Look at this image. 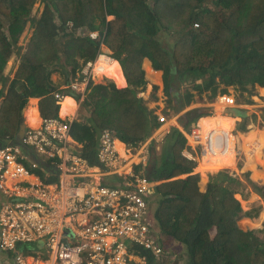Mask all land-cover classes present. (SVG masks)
<instances>
[{"label":"trees","instance_id":"16d2710c","mask_svg":"<svg viewBox=\"0 0 264 264\" xmlns=\"http://www.w3.org/2000/svg\"><path fill=\"white\" fill-rule=\"evenodd\" d=\"M36 1L0 0V146L14 139L21 110L29 98L26 119L31 123L26 121L27 125L38 123L36 97H42L38 102L42 118L57 117L59 106L52 93L59 85L51 81V75L59 72L67 85L70 74L79 73L85 62L95 58L100 44L115 60L103 76L117 88L109 80L105 84L89 83L82 100L74 92L59 90L79 104V113L70 126L71 138L81 142L79 154L91 166H98L97 136L102 131L114 133L127 147L135 148L158 128L156 116L137 96L146 89V79L159 80L156 71L161 72L172 114L188 107L194 95L209 94L212 100L218 94L226 95L227 88H235L252 97L254 86L264 89V0H39L40 12L32 11ZM109 16L113 19L107 20ZM27 24L21 49L18 43ZM79 29L97 31L98 39L77 36ZM164 37L172 44L171 50L161 45ZM18 50L21 61L8 82L2 72L12 52ZM144 58L151 67L144 62L141 68ZM219 102L226 104L223 99ZM202 109H190L178 117L182 130L188 131L205 115ZM225 110L215 107L214 114L224 116L228 113ZM238 115L242 119L238 130L244 131L249 118L243 111ZM262 115L264 120V111ZM220 120L205 118L200 127L206 133L211 129L226 131ZM243 140L244 153L254 160L247 168L264 181V154L259 152L264 147V134L249 133ZM184 148V137L177 128H171L146 169L145 175L152 182L171 179L163 183L171 186L165 193L160 186L155 187L156 194H163L155 215L159 233L184 246L188 257L184 264H264V221L261 229L246 232L238 226L243 218L253 222L264 208V184L251 181L247 172L241 173L240 180L222 171L209 175L204 187L206 177L197 172L210 169L200 166L213 168L211 171L229 168L235 163V151L230 147L228 156L215 158L216 167L208 162L214 157L203 158L192 172L194 163L181 155ZM26 163L24 160L31 172ZM55 163L47 161L53 178L44 179L40 171L35 175L42 182H56ZM178 176L186 179L174 180ZM235 194L243 198L254 194L262 205L242 212L233 199ZM212 227L217 230L215 238L210 237ZM21 252H26L24 245L1 251L0 263L15 262ZM144 254L153 264L150 254Z\"/></svg>","mask_w":264,"mask_h":264},{"label":"built area","instance_id":"2783aa9c","mask_svg":"<svg viewBox=\"0 0 264 264\" xmlns=\"http://www.w3.org/2000/svg\"><path fill=\"white\" fill-rule=\"evenodd\" d=\"M89 36L95 38V34ZM93 69L94 63L87 62L82 72L84 85L93 75ZM77 88V84L71 85V89ZM54 97L61 98L57 93ZM220 99L226 102V109L234 106L232 98L222 96ZM171 118L157 120L161 125L171 122L170 128L174 123V117ZM38 122V127L26 129L23 143L36 156L57 162L58 181L27 183L19 180L29 176L21 163L19 147L0 146V183L10 198L0 208V248L13 249L20 243L43 242L38 248H42L38 257L17 256L15 264H130L127 246L130 243L142 244L159 254L160 249L148 237L152 227L146 218L147 200L152 194L150 183L133 171L135 165L146 160L145 144L120 155L113 134L101 132L97 158L102 166L108 167L104 179L115 174L128 177L121 184L120 177L104 183L98 171L69 148L70 123L58 118H40ZM199 132L197 125L190 133L192 147L200 146L202 154L214 158L228 156L231 143L226 131L211 129L204 141ZM155 133L149 142H159L169 132L156 136ZM183 156L194 160L188 152H183ZM8 178L14 182L15 189L25 183L29 187L28 194L21 197L15 195V191L9 193L5 187Z\"/></svg>","mask_w":264,"mask_h":264},{"label":"rangeland","instance_id":"374dc122","mask_svg":"<svg viewBox=\"0 0 264 264\" xmlns=\"http://www.w3.org/2000/svg\"><path fill=\"white\" fill-rule=\"evenodd\" d=\"M38 0L36 1V4L33 7V10L38 8ZM36 11L39 12L38 9H36ZM2 22V20L0 19V23ZM3 23V22H2ZM26 34V33H25ZM23 34L20 39H19V43L18 46L19 48L22 49V47H24V43H23V38L24 35ZM170 48H172V44H170ZM170 48H166V49H170ZM18 61V56H13V58L10 61L6 62V67L4 68V71L2 72V78H6L8 80V82L13 78V71H15V67H16V63ZM97 69V68H96ZM101 71L97 72V78H94V85L96 84H105V80H100V78L102 77V75H100ZM160 76H159V80H157V82H152L151 80H147V88L144 90L143 93H138V97L142 98L145 104V107L147 108V110L152 111V113L156 116V118L159 117H166L168 119L169 114L172 112H170V107H171V103H169L168 97H166L164 95V92L162 90V78H161V72H159ZM77 75V74H76ZM76 75H71V80H73V82H75V77ZM69 77V76H68ZM52 81L59 85V88H63L64 84H63V78L59 75V74H54L51 76ZM70 81V80H68ZM8 82H6L5 84H8ZM159 83V85L157 84ZM153 86L157 87V90L153 91ZM6 87V86H5ZM4 87V89H5ZM84 85L80 86L79 89L73 91L75 94H80L84 91ZM0 89H1V85H0ZM59 90V89H58ZM86 92V89H85ZM152 94H154V99L152 98ZM209 94H203L201 97L195 96V98L193 97L190 103L189 108L187 109H196V108H203L204 109H208L205 111H202L203 114H205L204 116H210L214 114V110H215V105L216 104H220L219 103V98L216 97V99L214 100V98L211 100L208 97ZM227 95H229V97H233V99H235V109L238 110H244L247 111V117L249 118L246 126H245V132H240L236 133V136L233 138L235 139V153L236 152H240L239 153V157H237V159L235 158V163L233 166L229 167L230 169L232 167H234V169H236V165H238L239 163V167H242L243 169L241 170V172H248L249 174V178L253 181H257V184H262L264 181H262V179L257 178L256 177V173H254V171H250L247 167L250 166L252 163H254L253 159H250L248 156H246V154L243 151V137L246 134L249 133H262L264 134V120L262 119V112L264 111V89L261 90L260 87L258 86H254L253 89V96L252 97H248L245 93H240L239 90L235 89V88H227ZM81 99V96H80ZM250 101L251 104H246V102ZM65 103L66 106L68 108H70L72 110V114L74 112L75 109H77V114L79 113V109L76 108L77 106L74 104V102L72 100L69 101V98H65ZM214 105V106H213ZM222 105V104H221ZM225 105V104H224ZM26 106H29V103H27ZM25 106V107H26ZM64 110V108L62 107V111ZM236 112V111H235ZM60 114V113H59ZM61 115V114H60ZM233 115V114H232ZM237 115V112L236 114ZM32 116V114L30 115V117ZM171 116V115H170ZM169 116V117H170ZM203 116V117H204ZM225 116L227 117V115L225 114ZM64 117V116H61ZM77 117V115H76ZM24 118L25 121H27L26 119V110L24 112ZM171 119V118H170ZM201 119V118H200ZM236 120H233V124L230 126L229 132L234 130L233 135L235 134L237 126L239 124H241V120L239 118H235ZM227 120V119H226ZM226 120L221 118V122L224 123V125L226 126L227 122ZM228 121V120H227ZM30 122V121H29ZM159 122V121H158ZM31 123V122H30ZM160 125V124H159ZM169 126V123L164 124L162 127H164V129ZM161 127V128H162ZM227 127V126H226ZM227 129V128H226ZM171 131V128H168V132ZM155 131L154 129L151 131V133L149 134V136L146 138V140H144L143 142H141L140 145H144L145 144V148L143 150V153L146 154L145 152H147L148 148H152L154 149L155 153L156 152H160L159 150L161 149V147L165 144V139L167 138L169 134L165 135V137H163L158 143H155L153 141V143L149 142V138H151L154 135ZM229 137V136H228ZM257 139V138H256ZM139 145V146H140ZM141 147V146H140ZM259 152H261V155H263L264 153V147L261 148V150H259ZM158 156H160L161 154L158 153ZM234 159V158H233ZM217 161L214 162V166L217 165L216 164ZM27 167H29V164L26 163L25 164ZM201 168V167H200ZM238 168V166H237ZM258 170H260V167L257 166ZM209 169V168H208ZM217 169V168H216ZM218 169H222V168H218ZM214 169H210V170H206L204 172H200L201 175L205 176V172L209 173V172H214L211 171ZM219 170V171H220ZM228 171V170H227ZM240 171V169H239ZM222 172V171H220ZM218 173V172H214L213 174ZM261 173V172H259ZM212 175V174H211ZM199 177V176H198ZM179 178H184V177H179ZM157 183H155L154 185H156ZM206 187V186H205ZM234 199H236L237 201H239V205H240V209L242 212H246L248 210H250L251 208H256L257 206L262 205L261 201L255 197L253 194H249L246 198L243 197H239V196H234ZM156 207H157V198L156 197H151L148 200V204H147V220L150 221V224L152 225V230H154L155 232L158 231L157 225L155 226V220H154V215H155V211H156ZM264 221V208L260 210L258 217L253 221V222H248L245 221V219H241L238 223L239 228H241L243 230V232H246V230H250V229H261L262 228V223ZM241 225V226H240ZM212 235L215 234L214 230L211 233ZM161 247L162 250L164 252V254L162 256L159 257L158 263L159 264H177L178 261L181 259H184V261H187V256H186V250L184 248V246H182L180 243H178L177 241L173 240V239H169V238H163V240L161 241ZM176 247V248H174ZM144 254V252H143ZM145 255V254H144ZM3 256L2 253H0V257ZM6 264H12L9 262H5Z\"/></svg>","mask_w":264,"mask_h":264},{"label":"clouds","instance_id":"9594fccd","mask_svg":"<svg viewBox=\"0 0 264 264\" xmlns=\"http://www.w3.org/2000/svg\"><path fill=\"white\" fill-rule=\"evenodd\" d=\"M69 26H71V24H69ZM26 33V32H25ZM89 34H95V38H91L90 36H89ZM76 35L77 36H82V37H88V38H90L91 40H97L98 39V32L97 31H87V30H85V31H77L76 32ZM25 36V35H24ZM60 43V40L58 41V44ZM105 46L103 45V44H100V50H99V52H98V54L95 56V58L93 59V60H89V61H87V62H93L94 64H95V62L100 58L99 56L100 55H103V56H105V57H107V58H109V59H112L110 56H109V53H110V51H107L108 50V48L106 47V48H104ZM106 49V50H105ZM99 57V58H98ZM112 60H114V59H112ZM115 61V60H114ZM87 62H85V64L83 65V68L81 69V71L78 73H75V75H76V77H75V82H73V80H71L72 78H71V76H69L68 78V80H70V81H68L69 83L67 84V85H64V87L63 88H58L59 90H64V91H68V92H73V91H75L74 89H71V85L72 84H77L78 85V88L77 89H79L80 88V86H82V85H84L83 84V82H82V78H83V74H82V72H83V70L85 69V65H86V63ZM119 65V64H118ZM16 68H17V66H16ZM16 68H15V70H16ZM142 68V67H141ZM15 72V71H14ZM14 72H13V75H14ZM54 74H59L60 75V73L59 72H57V71H54V73L52 74V75H54ZM51 75V76H52ZM122 75H123V73H122ZM61 76V75H60ZM124 77V76H123ZM51 78V77H50ZM103 80H105V81H107V80H109L110 82H112L113 84H114V82L111 80V79H109V78H107V77H105V76H103V77H101ZM124 80H125V78H124ZM51 81H52V79H51ZM53 82V81H52ZM126 82V81H125ZM54 83V82H53ZM89 83H94V77H93V75H91V78H89V80H88V82L84 85L85 87H84V91L82 92V93H80L79 95L81 96V100L83 99V96H84V94L86 93L85 92V89H86V91H87V86H88V84ZM55 84V83H54ZM114 86H115V84H114ZM162 86H163V84H162ZM116 87V86H115ZM126 87V86H125ZM125 87H123V88H125ZM117 88V87H116ZM147 88V87H146ZM56 90V91H54L53 93H52V95H53V98H54V100L56 101V104L59 106V108H60V102L62 101V99L64 98V97H67V96H64L63 94H61L60 92H59V90ZM76 89V90H77ZM118 89H122V88H118ZM163 90V89H162ZM59 94L60 96H61V98L60 99H56L55 97H54V95L55 94ZM195 96H197V95H195ZM222 96H226V97H229V95H220V94H218L216 97H218L219 99L222 97ZM216 97L214 98V100L216 99ZM71 98V97H70ZM230 98H232L233 99V97H230ZM74 100V99H73ZM234 100V104H235V99H233ZM74 102H75V100H74ZM76 103V102H75ZM76 105H77V108L79 107V104H77L76 103ZM235 107V105L233 106V107H231V108H228V109H226L225 110V112H231V110H235L236 112H237V115L236 116H234V115H232V112L231 113H229L228 115L229 116H232V117H235V118H239L240 120H242L240 117H239V115H238V112L240 111V110H238V109H235L234 108ZM234 108V109H233ZM188 110H190V109H187V110H183L181 113H176V114H169V116H168V119H170L171 117H174V125L172 126V127H176L177 129H178V131L182 134V136L184 137V139H185V141H186V143L187 144H190V142H189V136H190V133H191V131H192V129L193 128H195L197 125H199V120H200V118H203V116H201V117H199L194 123H192L191 124V126H190V128H189V130L188 131H184V130H182V128L178 125V122H177V119H178V117L181 115V114H183L184 112H186V111H188ZM205 110H208V109H205ZM241 111H243V112H245V114L247 115V111H244V110H241ZM77 115V114H76ZM208 116V115H207ZM204 117H206V116H204ZM37 118H42L41 116H39L38 115V117ZM53 118H58V119H63L64 121H66L67 123H70V126H71V123L73 122V120L76 118V116H75V118L73 117V118H70V116H65V117H61L60 115H58V113H57V117H53ZM38 119V120H39ZM172 119V118H171ZM20 120H21V118H20ZM159 123V122H158ZM160 125L158 126V128L161 126V123H159ZM29 128V127H28ZM31 128V127H30ZM157 128V129H158ZM171 128V127H170ZM157 129H154V131H156ZM25 131H26V128H25ZM104 131H107V130H104ZM236 131H239L238 130V126H237V129H236ZM103 132V131H102ZM108 132H110V131H108ZM171 131H169V133H170ZM233 132H234V130H232V131H230V135L231 136H236V133H239V132H235V134L233 135ZM243 132H245V130L243 131ZM111 134H113V137H114V141H115V145H117V144H121V145H124V147L126 148L125 150H127V149H132V148H130V147H127L125 144H123L122 142H120L117 138H116V136H115V134L114 133H112V132H110ZM168 133V134H169ZM71 135V132L69 133V136ZM24 137V136H23ZM98 137L99 136H97V140H98ZM152 143H153V141H151ZM150 142V143H151ZM22 144H24L23 143V139H22ZM98 144V143H97ZM141 143H139L138 145H140ZM7 145V144H6ZM25 145V144H24ZM137 145V146H138ZM28 149H30L31 151H32V149L30 148V147H28L27 145H25ZM70 146V145H69ZM195 147V149L194 150H191V151H188V150H183L182 151V154H183V152H188V153H190L191 154V156L192 157H196V156H198L199 158H200V156L202 155V153H201V148H200V146H194ZM70 149H71V146L69 147ZM79 148H81V146L79 147ZM19 149H20V152H21V150L23 149V150H25L26 151V154L24 155V157H23V159H25V160H28L30 163H32L29 159H28V153H27V150L26 149H24V148H22V147H19ZM72 150V149H71ZM234 150H235V148H234ZM98 151H99V144H98V147H97V154H96V158H97V155H98ZM74 152V151H73ZM32 153L35 155V153L32 151ZM74 153H76V155H79L80 156V154L79 153H81L80 152V150H76V152H74ZM146 153V152H145ZM239 153L240 152H236V159H237V157H239ZM143 156H146V154H144L143 153ZM183 156V155H182ZM35 157L36 158H38V159H40L42 162H46L47 163V161L45 160V159H43L42 157H39V156H36L35 155ZM81 157V156H80ZM184 157V156H183ZM82 158V157H81ZM185 158V157H184ZM84 159V158H83ZM185 159H187V158H185ZM85 160V159H84ZM188 160V159H187ZM86 161V160H85ZM189 161H192L193 163H195V160H189ZM87 162V161H86ZM97 162H98V166H91L90 164H88V166L90 167V168H92V169H94V170H97L98 171V173H99V176H101V177H105L106 176V174H107V172L109 171L107 168L108 167H105V166H102L101 165V163L99 162V160H98V158H97ZM145 162H146V160H145ZM88 163V162H87ZM32 164H34V163H32ZM140 164H142V161L140 162ZM240 164V163H239ZM239 164L238 165H236V169H229V168H227V167H223L221 170L220 169H218V170H216V171H214V172H220V171H225L226 173H228V175L230 176V177H233V178H239L240 180H241V170H242V167H241V169H240V171H239ZM23 165V164H22ZM35 166H36V164H34ZM241 165V164H240ZM24 166V165H23ZM136 166H138V165H135L134 167H133V171H134V168L136 167ZM237 166H238V168H237ZM25 167V166H24ZM55 169H56V175H57V181H58V170H57V165H56V167H55ZM26 170H28V169H26ZM220 170V171H219ZM228 170V171H227ZM29 172V171H28ZM135 172V171H134ZM214 172H210L207 176H209V175H213V173ZM244 172V171H243ZM52 173V172H51ZM135 173H140L139 171H137V172H135ZM248 173V172H247ZM31 173L29 172V175H30ZM140 174H142V176H144V178H146L147 180H148V182L150 183V187H151V191L153 192L154 190H155V187L157 186V184L156 185H154L155 183H158V182H160V181H156V182H152V181H150L149 180V178L145 175V174H143L142 172L140 173ZM216 174V173H215ZM179 177H181V176H178L177 178H179ZM102 178V179H103ZM106 178H109V177H106ZM101 179V180H102ZM250 179V178H249ZM100 180V181H101ZM251 180V179H250ZM56 181V182H57ZM163 181V180H162ZM251 181H253V180H251ZM104 183L105 182H111L109 179H107V181H103ZM253 182H257V181H253ZM42 183H46V182H42ZM54 183V182H53ZM262 184H264V182L262 183ZM8 189V188H7ZM6 189L5 188H3L2 187V184L0 183V198L2 199V196H7V194L6 193H4V191H5ZM152 195V194H151ZM239 196V197H241L239 194H235L234 196ZM254 195V194H253ZM234 196H233V199H234ZM255 196V195H254ZM255 197H257V196H255ZM149 198H151V197H149ZM149 198H148V200H149ZM258 198V197H257ZM259 199V198H258ZM148 200H147V204H148ZM260 200V199H259ZM7 201V200H6ZM234 201H236L237 203H238V205H239V201L240 200H236V199H234ZM261 201V200H260ZM239 207H240V205H239ZM0 208H1V204H0ZM146 217H147V209H146ZM149 221V220H148ZM150 222V221H149ZM158 228V227H157ZM213 230H214V232H215V234L214 235H212L211 233L213 232ZM211 233H210V237L211 238H215L216 237V235H217V230H216V227H212V230H211ZM159 235V231H157V232H155L154 230H152V227L150 228V230L148 231V237H149V239L154 243V245H156L159 249H160V253L159 254H155L154 252H153V250H151V249H147V248H145L142 244H137V243H130V244H127V246H128V248L130 249V255H131V262H130V264H152V263H150L148 260H147V258L145 257V255L143 254V255H141L140 253H139V251H141L142 253L143 252H147V253H149L150 254V256H151V258H152V260L154 261V263L153 264H159L158 263V260H159V257L160 256H162L163 254H164V252H163V250H162V247H161V242H159L155 237L156 236H158ZM32 244H35V243H30V245H32ZM37 244H39L40 246H42L43 245V242L41 241V242H39V243H37ZM17 245H24L23 243H20V244H17ZM17 245H15L14 246V248L13 249H2V248H0L2 251H4V252H7V251H13L14 249H15V247L17 246ZM17 256H23V257H25V256H28L27 255V253L26 252H21V253H19ZM17 256H16V258H17ZM16 258H15V263H16ZM188 259V258H187ZM182 262H184V259H183V261Z\"/></svg>","mask_w":264,"mask_h":264},{"label":"crops","instance_id":"0c3cea01","mask_svg":"<svg viewBox=\"0 0 264 264\" xmlns=\"http://www.w3.org/2000/svg\"><path fill=\"white\" fill-rule=\"evenodd\" d=\"M38 8H36V9H38L39 10V12L41 11V9H42V4L40 3V1L38 0ZM36 4V3H35ZM34 4V5H35ZM36 9H34V10H32V11H36ZM82 15H84L85 16V13L84 12H82ZM111 19H113V17H111V16H109V17H107V20H111ZM81 19H76V21H80ZM27 28H28V24L26 25V28H25V30H24V32L22 33V35L23 34H25V32H26V30H27ZM84 29H79V31H83ZM21 35V36H22ZM59 41V39L57 40V42ZM160 43H161V45L166 49V48H169L170 47V41L166 38V37H164V38H161V40H160ZM104 48H106V47H104ZM17 50V49H16ZM167 50H171V49H167ZM107 51H110L109 49L107 50ZM20 52V50H18V51H13L12 52V54H11V56L9 57V59L7 60V61H10L12 58H13V56H18V61H17V63H16V66H18V63L21 61V53H19ZM144 62H148V64H149V66L151 67V64H150V61H149V59L148 58H144L143 60H142V63H141V67H142V65H143V63ZM98 65V64H97ZM6 67V63H5V66H4V68ZM16 68V67H15ZM143 69V68H142ZM3 71H4V69H3ZM14 72V71H13ZM156 72H160V71H156ZM13 74V73H12ZM160 74V73H159ZM144 75H145V72H144ZM100 80H103L102 78H100ZM156 83V82H155ZM158 84V83H157ZM124 85L126 86V82H124ZM123 88V87H122ZM162 89H163V86H162ZM194 93V92H193ZM42 97H36V98H34L35 99V108H37V111H38V114H39V110H38V102H39V100L41 99ZM65 98V97H64ZM194 98H195V95H194ZM30 99H32V97L31 98H29L28 99V101H27V103H29V100ZM30 104V103H29ZM75 105H76V103H75ZM77 106V105H76ZM189 106H190V104L188 105V107H186V108H184V110H187V108H189ZM29 106H26V107H24L22 110H21V113H20V118H21V114L24 116V112H25V110L28 108ZM77 108V107H76ZM171 108V110L173 109V107L171 106L170 107ZM77 110V109H76ZM60 111V108L58 109V115H60L59 112ZM173 111V110H172ZM202 111H204L203 109H202ZM76 114H77V111H75V113L72 115V116H70V118H75V116H76ZM39 116H40V114H39ZM48 118H53V117H48ZM166 118V117H165ZM39 119V118H38ZM167 119V118H166ZM39 121V120H38ZM20 123V122H19ZM24 123H25V125H26V129L28 128V127H31V128H35V127H38V123L37 124H34V125H31L30 124V126H28L27 124H26V121H25V118H24ZM175 123V122H174ZM174 123H173V125H174ZM172 125V126H173ZM240 125V124H239ZM159 126V125H158ZM18 127H19V124H18ZM18 127H17V130H16V133H17V131H18ZM160 128V127H159ZM158 128V129H159ZM171 128H176V127H171ZM157 129V130H158ZM168 130V128L165 130V131H167ZM164 131V132H165ZM237 132H239V134H240V132H243V131H237ZM16 133H15V135H16ZM244 133V132H243ZM70 137H72V135H70L69 137H68V139L70 138ZM14 138H15V136H14ZM164 139V138H163ZM14 140V139H13ZM13 140L12 141H9V142H6V144L7 145H9V146H14V147H18V146H16L15 145V143H13V145H10L12 142H13ZM156 143H158V142H156ZM70 146H71V149H72V151H74V152H76V150L78 149V150H80L81 151V148H79L80 146H81V142H78V141H76V140H72V143H70L69 144ZM115 147H116V149H117V151L119 152V154L120 155H122V153L125 151V147H124V145H121L120 143H119V145L117 144V145H115ZM120 147V148H119ZM195 149V147L193 146H191L190 144H187L186 143V148H184L183 150L185 151V150H188V151H191V150H194ZM125 153V152H124ZM26 154V151L25 150H21V155H22V157H24V155ZM154 154V149H152L151 147L150 148H148V150H147V152H146V162H142V164H138V171L141 173H143V174H145L146 173V169L149 167V161H150V158H151V156ZM181 155H183L182 153H181ZM199 159V157L198 156H196L195 158H194V160H195V163H194V169H193V171L192 172H195V168L197 167V164H198V160ZM25 159H22L21 160V163L23 164V161H24ZM25 161H27L29 164H30V167L32 168V171L30 172L31 174L29 175V176H27L26 178H24V177H22V178H20L19 180H26L27 181V183H37V182H42L40 179H39V177L37 176V175H35V171H40L42 174H43V176H44V179H46V178H53L52 176H53V174L54 173H51L50 172V169H49V166H48V164L46 163V162H44L46 165L44 166V165H40V164H36V166L35 167H32V163H30L28 160H25ZM24 165V164H23ZM29 167V168H30ZM48 167V168H47ZM201 167V166H200ZM30 168V169H31ZM202 169H208V168H204V167H201ZM35 169V170H34ZM209 169H213V168H209ZM29 171V170H28ZM191 172V173H192ZM210 173V172H209ZM209 173H207V172H205V175H206V182H205V186H206V184H207V178H208V174ZM116 175V174H115ZM111 175L108 179L111 181V182H114L116 179H118L119 177H120V175ZM187 176V175H186ZM186 176H184V178H174V180H183V179H186ZM199 176V175H198ZM197 176V177H198ZM182 177V176H181ZM128 177H124V176H122V177H120L119 178V182H120V184L121 183H123L124 182V180H126ZM96 179H97V177H96ZM168 180H171V179H168ZM168 180H163V181H160V182H158L157 183V186H160V190H162L164 193L168 190V189H170L171 188V186H170V184H168L167 185V187H165L164 186V182L165 181H168ZM173 180V179H172ZM13 181H15V182H17L18 180H13ZM102 181H107V179L105 178H103L102 179ZM204 186V187H205ZM5 187L6 188H8V190H9V193H12L13 191H15V195H17V194H20V196L22 197V196H24V195H26V194H28V189H29V187H27V185L24 183V184H20V187L18 188V189H15L14 188V182H12L11 181V179L10 178H8V180L6 181V184H5ZM25 187V188H24ZM160 195H158V194H156L155 193V190L152 192V195L150 196V197H156L157 198V207H156V210L159 208V203L160 202H162V200H163V198L161 197V196H163V194H161V193H159ZM13 197H14V195H12ZM9 196H8V194H7V196H2V201H1V206L6 202V200H8V199H10V198H8ZM155 215H156V211H155ZM155 215H154V220H155V226L157 225L156 224V217H155ZM158 227V226H157ZM159 242H161L162 240H163V238H164V236L162 235V234H160L159 233V235L158 236H156L155 237ZM167 238H169V237H167ZM169 239H171V238H169ZM40 247V245L39 244H32V245H30V244H24V248H25V250H26V253H27V255L28 256H34V257H38L39 255H40V253H41V250H42V248H40V249H38ZM174 248H176V247H174ZM1 250V249H0ZM2 251V250H1ZM1 251H0V253H1ZM3 258V257H2ZM5 260V259H4ZM183 261V259L181 260H179L178 261V263L177 264H184V262H182ZM186 261V260H185ZM5 262H7V261H5ZM5 262H2V263H0V264H6ZM9 263H12V264H15V262H13V261H11V262H9Z\"/></svg>","mask_w":264,"mask_h":264},{"label":"bare ground","instance_id":"6f19581e","mask_svg":"<svg viewBox=\"0 0 264 264\" xmlns=\"http://www.w3.org/2000/svg\"><path fill=\"white\" fill-rule=\"evenodd\" d=\"M98 64V65H97ZM112 64H114V60H112V59H109V58H107V57H105V56H101L96 62H95V64H94V69H93V77L95 78L96 76H95V74H97V72L98 71H101L100 72V75H102V77H103V72H104V70L105 69H107L108 67H110ZM97 68V69H96ZM262 89V88H261ZM263 90V89H262ZM65 98H69V101L70 100H72L73 102H74V100L72 99V98H70V97H65ZM65 98H63L62 99V101L60 102V108H61V110H60V116H72L74 113H75V111H76V109L74 110V112H73V114H72V110L70 109V108H68L67 106H66V103H65ZM220 103V102H219ZM74 104H75V102H74ZM222 103H220V104H216L215 105V107H226V104L225 105H221ZM214 106V105H213ZM62 107L64 108V110L62 111ZM229 113H231L230 111L228 112V113H226V115H227V117L224 115V116H219V115H215V114H213V115H210V116H206V117H203V118H201L200 120H199V133H200V137L202 138V141H204V136L207 134L206 132H205V130L203 129V128H201L200 127V124H201V121L203 120V119H205V118H222V119H224V120H226V122H227V124H226V128H227V130H226V132L228 133V136H229V139H230V143H231V145H230V147H232V149L234 150V148H236V146H235V139L233 138V136H231L230 135V132H229V129H230V126L233 124V120H236L235 119V117H232V116H229L228 114ZM37 115H39L38 114V112H37ZM233 118V119H232ZM27 122H29V121H27ZM26 122V123H27ZM171 122H169V124H170ZM28 126H30V125H28ZM163 125H161L160 126V128L156 131V133H155V136L156 135H160L161 133H163L167 128H168V126L164 129V127H162ZM162 127V128H161ZM231 139H232V141H231ZM72 138L70 137L69 139H68V142L69 143H72ZM201 141V143L203 144V142ZM119 145V144H118ZM195 146V145H194ZM120 148V147H119ZM235 151V150H234ZM210 156H208V155H206V154H202L201 156H200V158L198 159L199 161H198V168H199V166H200V163H201V160L203 159V158H209ZM236 158V154L234 155V159ZM215 161H217L215 158H209L208 159V162H209V164L211 165V166H213V167H216V165L214 166V162ZM216 164H217V162H216ZM216 169V168H215ZM218 169V168H217ZM197 173H199L200 174V172H197ZM203 176V175H202ZM205 177V176H204ZM30 258H28V260H29Z\"/></svg>","mask_w":264,"mask_h":264},{"label":"water","instance_id":"95a60500","mask_svg":"<svg viewBox=\"0 0 264 264\" xmlns=\"http://www.w3.org/2000/svg\"><path fill=\"white\" fill-rule=\"evenodd\" d=\"M232 114L234 116H236V112L235 110H231ZM25 128H26V125L24 123V117L23 115L21 114V120H20V123H19V127H18V131L15 135V138L13 140V142L10 144V145H13V143H15L16 146L18 147H22L24 149L27 150V153H28V159L34 163V164H40V165H46L44 162H42L40 159L36 158L35 155L32 153V151L30 149H28L24 144H22V139H23V136H24V133H25Z\"/></svg>","mask_w":264,"mask_h":264}]
</instances>
